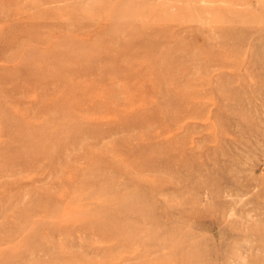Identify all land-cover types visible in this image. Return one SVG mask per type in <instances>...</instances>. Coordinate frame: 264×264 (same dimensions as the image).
Segmentation results:
<instances>
[{
	"label": "rangeland",
	"instance_id": "obj_1",
	"mask_svg": "<svg viewBox=\"0 0 264 264\" xmlns=\"http://www.w3.org/2000/svg\"><path fill=\"white\" fill-rule=\"evenodd\" d=\"M0 264H264V0H0Z\"/></svg>",
	"mask_w": 264,
	"mask_h": 264
}]
</instances>
